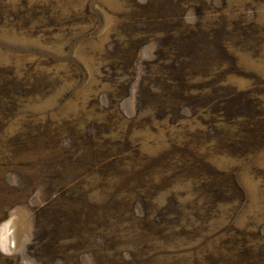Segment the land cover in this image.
<instances>
[{
  "label": "rangeland",
  "instance_id": "1",
  "mask_svg": "<svg viewBox=\"0 0 264 264\" xmlns=\"http://www.w3.org/2000/svg\"><path fill=\"white\" fill-rule=\"evenodd\" d=\"M0 264H264V0H0Z\"/></svg>",
  "mask_w": 264,
  "mask_h": 264
}]
</instances>
